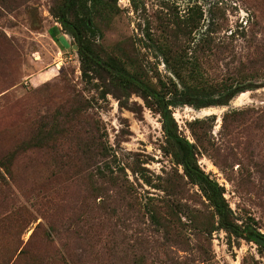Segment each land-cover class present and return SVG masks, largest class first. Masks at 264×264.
Here are the masks:
<instances>
[{
    "label": "rangeland",
    "instance_id": "374dc122",
    "mask_svg": "<svg viewBox=\"0 0 264 264\" xmlns=\"http://www.w3.org/2000/svg\"><path fill=\"white\" fill-rule=\"evenodd\" d=\"M92 1L0 0V264H264L184 175L160 114L107 71L129 58L178 85L148 36L202 14L196 37L225 48L201 59L206 80L251 85L170 109L234 220L264 234V0ZM66 9L89 23L82 41ZM84 43L101 62L87 75Z\"/></svg>",
    "mask_w": 264,
    "mask_h": 264
},
{
    "label": "trees",
    "instance_id": "16d2710c",
    "mask_svg": "<svg viewBox=\"0 0 264 264\" xmlns=\"http://www.w3.org/2000/svg\"><path fill=\"white\" fill-rule=\"evenodd\" d=\"M96 2L92 1L93 6ZM67 9L59 15V23L77 40L82 41L89 23L81 20L70 22L67 18ZM201 19L202 14L194 11L193 16L191 17L190 14L184 22H176L175 29L167 28L164 36L158 38L153 35L148 36L152 44L156 43L158 46V51L165 63L179 81L178 85L172 82V88L165 91L164 86L155 83L147 76L138 60L132 61L129 58L121 61L123 65L111 62L107 71L115 77L116 81L126 85L134 93L140 94L146 105L160 114L163 119L164 133L176 150L177 163L182 167L187 178L201 184L206 198L219 218L220 225L235 237L257 243V238L264 240V234L258 230L255 223L240 225L234 220L233 210L225 198L223 188L201 169L197 160V148L179 134L170 109L176 99H189L191 104L200 106L212 105L215 101L235 97L251 85L250 81L236 82L235 78L232 81L226 79L215 83L206 80L201 59H205L206 64L210 65L211 55L213 53L219 55L225 51V48L217 44L209 28L201 33L199 38L196 37L195 32L199 29ZM84 45L85 48L81 51L82 70L83 74L87 75L88 66H101V62L95 58L92 49L85 43ZM216 96L217 100H215ZM197 123L200 121L196 120L193 125Z\"/></svg>",
    "mask_w": 264,
    "mask_h": 264
},
{
    "label": "water",
    "instance_id": "95a60500",
    "mask_svg": "<svg viewBox=\"0 0 264 264\" xmlns=\"http://www.w3.org/2000/svg\"><path fill=\"white\" fill-rule=\"evenodd\" d=\"M256 242L260 245L264 247V240L263 239H256Z\"/></svg>",
    "mask_w": 264,
    "mask_h": 264
}]
</instances>
